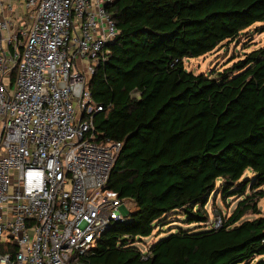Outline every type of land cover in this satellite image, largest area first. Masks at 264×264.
<instances>
[{
  "label": "trees",
  "instance_id": "1",
  "mask_svg": "<svg viewBox=\"0 0 264 264\" xmlns=\"http://www.w3.org/2000/svg\"><path fill=\"white\" fill-rule=\"evenodd\" d=\"M105 8L117 34L90 77L102 105L93 124L121 143L108 187L135 209L81 263L264 264L252 262L264 255V214L242 219L259 199L264 205V44L222 69L184 65L264 24V0H113ZM247 171L252 179H243ZM213 192L243 197L218 227L206 209ZM172 214L197 227L164 229ZM163 232L141 251L139 242Z\"/></svg>",
  "mask_w": 264,
  "mask_h": 264
},
{
  "label": "built area",
  "instance_id": "2",
  "mask_svg": "<svg viewBox=\"0 0 264 264\" xmlns=\"http://www.w3.org/2000/svg\"><path fill=\"white\" fill-rule=\"evenodd\" d=\"M112 1L0 0V264H82L130 220L108 187L121 143L95 129L89 88L117 34Z\"/></svg>",
  "mask_w": 264,
  "mask_h": 264
},
{
  "label": "rangeland",
  "instance_id": "3",
  "mask_svg": "<svg viewBox=\"0 0 264 264\" xmlns=\"http://www.w3.org/2000/svg\"><path fill=\"white\" fill-rule=\"evenodd\" d=\"M263 44L264 24L257 23L250 29L245 30L244 33L238 38V40L224 43L205 55L196 58H187L184 60V65L187 70H191L194 73L222 69L223 67L230 65L233 61L242 57L245 51ZM246 178L252 179V174L248 171L243 175V179ZM249 185L250 184L247 185L245 193L251 192ZM215 194L216 193L213 192V194L210 196L208 204L206 205V209L210 215L209 224L213 223V225L218 219L221 220L223 216L230 215L237 202L243 198L241 197V195L223 197L219 192L217 193V196ZM132 205L133 204H131V206ZM120 210L124 215L128 212L125 205H122ZM218 212H220V214ZM244 213L245 214L243 215L242 219H252L257 217L258 215H263V199H259L256 206H249ZM181 219L182 216L177 214L167 216V224L164 229L170 230L174 227V230L175 227L178 226L187 229H193L197 227L195 223L189 224L185 221H180ZM163 234H165V232L160 234L157 238L155 234H152L151 236L144 238L142 242H139L138 246L143 249L144 247L150 245V243L154 242L156 239L160 238ZM259 259H264V255L256 256L252 262H256Z\"/></svg>",
  "mask_w": 264,
  "mask_h": 264
},
{
  "label": "crops",
  "instance_id": "4",
  "mask_svg": "<svg viewBox=\"0 0 264 264\" xmlns=\"http://www.w3.org/2000/svg\"><path fill=\"white\" fill-rule=\"evenodd\" d=\"M132 208H134V209H135V204H134V203H133V205H132ZM134 209H133V210H134Z\"/></svg>",
  "mask_w": 264,
  "mask_h": 264
},
{
  "label": "bare ground",
  "instance_id": "5",
  "mask_svg": "<svg viewBox=\"0 0 264 264\" xmlns=\"http://www.w3.org/2000/svg\"><path fill=\"white\" fill-rule=\"evenodd\" d=\"M132 204H133V202H132Z\"/></svg>",
  "mask_w": 264,
  "mask_h": 264
}]
</instances>
